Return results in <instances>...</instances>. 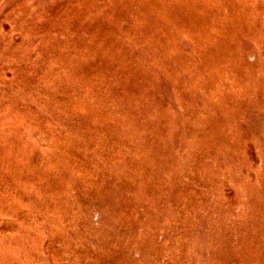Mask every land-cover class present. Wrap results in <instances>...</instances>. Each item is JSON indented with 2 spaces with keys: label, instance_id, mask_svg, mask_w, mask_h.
<instances>
[{
  "label": "rangeland",
  "instance_id": "obj_1",
  "mask_svg": "<svg viewBox=\"0 0 264 264\" xmlns=\"http://www.w3.org/2000/svg\"><path fill=\"white\" fill-rule=\"evenodd\" d=\"M0 264H264V0H0Z\"/></svg>",
  "mask_w": 264,
  "mask_h": 264
}]
</instances>
